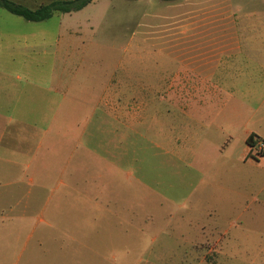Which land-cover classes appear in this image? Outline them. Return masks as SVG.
I'll return each mask as SVG.
<instances>
[{"label":"rangeland","instance_id":"374dc122","mask_svg":"<svg viewBox=\"0 0 264 264\" xmlns=\"http://www.w3.org/2000/svg\"><path fill=\"white\" fill-rule=\"evenodd\" d=\"M174 129H264V0H93L42 22L0 7V192L19 182L0 225H21L0 264H264L251 213L219 244L239 215L200 196Z\"/></svg>","mask_w":264,"mask_h":264},{"label":"crops","instance_id":"0c3cea01","mask_svg":"<svg viewBox=\"0 0 264 264\" xmlns=\"http://www.w3.org/2000/svg\"><path fill=\"white\" fill-rule=\"evenodd\" d=\"M192 65H196L193 69L205 68L204 73L208 72L211 77L212 71L221 67L212 61L193 63ZM206 76H200L192 82L195 85L205 86L209 84L208 81L211 79L206 78ZM174 98L175 100H181L184 95H174ZM174 132L177 135L176 142L181 145L180 147H184L183 145L189 146L188 160L182 152H179L181 160L187 161L201 175V178H199L200 183H205V192L200 193V196H204L212 203L219 205L222 213L239 215L235 220H229L227 226L225 225L221 229L219 244L230 247L235 242H239L236 240L243 239H241L240 234L235 235L231 231L233 228L245 229L247 227L250 229V226L244 220V215L247 213L253 215L251 218L253 221L252 226L258 229L264 227V218L262 217L264 215V194L261 201L257 196L258 194L255 195V187L258 189L262 177L256 173L262 168V161L256 159L257 153L255 152L258 150L256 147L250 146L247 141L252 135L264 140V129H174ZM178 149L181 151L179 147ZM261 157L264 159V154ZM8 162L11 163L10 160ZM44 179L47 180L48 177L45 176ZM7 183H11L12 188L6 192H0V207H2L0 213H3L4 210L14 213L19 205L17 200L18 191L13 187L19 182ZM0 186H3L1 180ZM213 206L215 208V205ZM0 226L1 242L9 241L13 246L14 236L18 235L15 231H18L21 225L13 222L9 224L3 222ZM163 234L166 237L171 235ZM180 236L184 240H190L186 234ZM201 241L186 243L196 245L202 244ZM257 247H259V253L263 254L264 244L258 243ZM222 252L228 256L237 254L234 249H226ZM0 254L6 258L5 256L9 253H6L4 249L0 251Z\"/></svg>","mask_w":264,"mask_h":264},{"label":"trees","instance_id":"16d2710c","mask_svg":"<svg viewBox=\"0 0 264 264\" xmlns=\"http://www.w3.org/2000/svg\"><path fill=\"white\" fill-rule=\"evenodd\" d=\"M93 0H54L48 4L41 5L36 9H32L25 5L16 3L12 0H0V7L4 8L8 12L23 17L30 22H42L51 19L56 12L60 13H72L77 12L89 4ZM128 1H139V0H128ZM165 2H175L179 0H162ZM256 136H250L248 143L254 147L256 145ZM264 154V153H263ZM262 154V155H263Z\"/></svg>","mask_w":264,"mask_h":264},{"label":"built area","instance_id":"2783aa9c","mask_svg":"<svg viewBox=\"0 0 264 264\" xmlns=\"http://www.w3.org/2000/svg\"><path fill=\"white\" fill-rule=\"evenodd\" d=\"M256 145L254 147L257 148V156H261L264 153V140L256 138Z\"/></svg>","mask_w":264,"mask_h":264}]
</instances>
